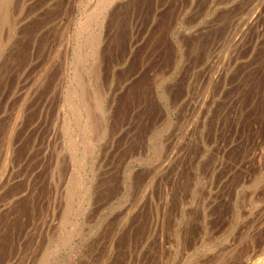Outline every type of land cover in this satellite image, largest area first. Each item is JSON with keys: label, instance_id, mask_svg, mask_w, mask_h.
Listing matches in <instances>:
<instances>
[{"label": "rangeland", "instance_id": "1", "mask_svg": "<svg viewBox=\"0 0 264 264\" xmlns=\"http://www.w3.org/2000/svg\"><path fill=\"white\" fill-rule=\"evenodd\" d=\"M0 13V264H264V0Z\"/></svg>", "mask_w": 264, "mask_h": 264}, {"label": "bare ground", "instance_id": "2", "mask_svg": "<svg viewBox=\"0 0 264 264\" xmlns=\"http://www.w3.org/2000/svg\"><path fill=\"white\" fill-rule=\"evenodd\" d=\"M112 1V0H111ZM100 2H102V1H100ZM106 2V1H105ZM13 4V3H12ZM100 4V3H99ZM106 4H107V2H106ZM108 5V4H107ZM100 6H102V4L100 5ZM97 7V6H96ZM256 7V6H255ZM11 8V7H10ZM9 8V9H10ZM101 8V7H100ZM103 8V7H102ZM4 10V9H3ZM2 11V10H1ZM102 11V10H101ZM108 11V10H107ZM2 13H4V12H2ZM102 13V12H101ZM255 13V12H254ZM254 13L252 12V14H251V16L253 15V17L251 18V19H249L247 22H246V24L245 25H250V24H253V21L256 19V16L258 15V13H255V15H254ZM1 14V13H0ZM108 15V14H107ZM250 16V17H251ZM10 18H11V16H9ZM102 18V17H101ZM245 18V17H244ZM9 20V19H8ZM95 20V19H94ZM101 20V19H100ZM102 21V20H101ZM243 21V20H242ZM259 21V20H258ZM255 22V21H254ZM96 23V22H95ZM102 23V22H101ZM101 23H100V25H101ZM239 23V22H238ZM255 24V23H254ZM67 25H69L68 23H67ZM71 25V24H70ZM256 25V24H255ZM1 26V25H0ZM102 26V25H101ZM242 26V25H241ZM68 27V26H67ZM244 27V26H243ZM102 28V27H101ZM104 28V27H103ZM248 28V27H247ZM257 28V27H256ZM68 29V28H67ZM64 30V29H63ZM237 30H240V29H237ZM243 31L245 30V29H242ZM68 31V30H67ZM241 31V30H240ZM246 31V30H245ZM60 32V31H59ZM98 32V31H97ZM242 32V31H241ZM63 33V32H62ZM236 34V33H235ZM238 34V33H237ZM236 34V35H237ZM246 34V33H245ZM245 34H243V35H245ZM248 34V33H247ZM263 34V33H262ZM96 35V34H95ZM94 35V36H95ZM98 35V34H97ZM100 36V37H99ZM99 38H101V36H102V34L100 35L99 34ZM242 36V35H241ZM235 37V36H234ZM239 37H240V35H239ZM243 37V36H242ZM92 38H94V37H92ZM91 38V39H92ZM99 38H97L96 37V40L97 39H99ZM244 38H245V36H244ZM240 40H242L241 38H239ZM87 40V39H86ZM93 41H94V39H92ZM100 40L101 39H99V41L97 40V42H100ZM91 41V40H90ZM89 42V41H88ZM97 42H95V45H96V43ZM235 42V41H234ZM238 42H241V41H239L238 40ZM233 43V42H232ZM235 43H237V41L235 42ZM66 44V43H65ZM86 45V44H85ZM235 46V45H234ZM237 46V45H236ZM87 47V46H86ZM99 47V46H98ZM88 48H90V46L88 47ZM98 49V48H97ZM252 49V48H251ZM250 51V50H249ZM235 53H237V52H235ZM248 53V52H247ZM92 54V53H91ZM221 54V53H220ZM226 54V53H225ZM250 54V53H249ZM248 54V55H249ZM59 55V54H58ZM223 56H225V55H223ZM227 56H228V54H227ZM226 56V57H227ZM234 56V55H233ZM87 58V57H86ZM220 58V57H219ZM248 58V57H247ZM51 59V58H50ZM102 59V58H101ZM218 59V58H217ZM217 59H216V62H217ZM264 59V58H263ZM219 61H220V59H218ZM224 60V59H223ZM255 60H256V58H255ZM222 61V60H221ZM220 61V62H221ZM231 61V60H230ZM220 62H219V64H220ZM48 65V64H47ZM89 65H91V64H89ZM101 65H103V64H101ZM221 65V64H220ZM227 65H229V64H227ZM253 66V65H252ZM48 67V66H47ZM96 69V68H95ZM98 69V68H97ZM94 70V69H93ZM264 72V71H263ZM95 73V72H94ZM221 73V72H220ZM253 74V73H252ZM223 75V74H222ZM82 77V76H81ZM220 77V76H219ZM51 79V78H50ZM92 79V78H91ZM220 79H222V78H220ZM261 79V78H260ZM94 80H95V78H94ZM219 81H221V80H219ZM62 82V81H61ZM46 83V82H45ZM86 84V83H85ZM213 85H215V84H213ZM79 97V96H78ZM209 97V96H208ZM81 99V98H80ZM25 100V99H24ZM82 100V99H81ZM21 105V104H20ZM90 106V105H89ZM199 106V105H198ZM201 107V106H200ZM195 108V107H194ZM21 109V108H20ZM79 111V110H78ZM82 112V111H81ZM21 113V112H20ZM202 113V112H201ZM169 115V114H168ZM22 116V115H21ZM195 116V115H194ZM93 117V116H92ZM198 117V116H197ZM18 118V117H17ZM194 118V117H193ZM109 120V119H108ZM17 121V120H16ZM24 121V120H23ZM100 122V121H99ZM194 122V121H193ZM13 124V123H12ZM27 124V123H26ZM97 124V123H96ZM105 125V124H104ZM22 126V125H21ZM20 126V127H21ZM97 126V125H96ZM98 126H99V124H98ZM97 126V127H98ZM195 126V125H194ZM190 127V126H189ZM189 127H186V128H189ZM190 128H192V127H190ZM10 129H11V127H10ZM13 129V128H12ZM85 129V128H84ZM96 129V128H95ZM10 131V130H9ZM190 131V130H189ZM10 133V132H9ZM185 133V132H184ZM16 136H18V135H16ZM104 136V135H103ZM53 137V136H52ZM18 138V137H17ZM58 139V138H57ZM17 141V140H16ZM8 144H9V142H8ZM54 144V143H53ZM11 147V146H10ZM52 147V146H51ZM10 150V149H9ZM46 151V150H45ZM55 151V150H54ZM9 153V152H8ZM39 153H40V151H39ZM173 153V152H172ZM15 155V154H14ZM170 155V154H169ZM9 157V156H8ZM38 158V157H37ZM170 158V157H169ZM259 158V157H258ZM168 159V158H167ZM3 160V159H2ZM10 160V159H9ZM4 161V160H3ZM16 161V160H15ZM14 161V162H15ZM29 161V160H28ZM9 162V161H8ZM2 163V162H1ZM10 163V162H9ZM24 163V162H23ZM40 163V162H39ZM38 163V164H39ZM218 164V163H217ZM161 165V164H160ZM161 167V166H160ZM254 167V166H253ZM246 168V167H245ZM248 168V167H247ZM2 169V168H1ZM7 169V168H6ZM170 169V168H169ZM4 170V169H3ZM14 170V169H13ZM166 170V169H165ZM244 172V171H243ZM4 173H5V170H4ZM7 173V172H6ZM5 173V174H6ZM14 173V172H13ZM1 174H3V173H1ZM10 174V173H9ZM15 174V173H14ZM6 177V176H5ZM4 177V178H5ZM1 178V177H0ZM13 178V177H12ZM2 179H3V177H2ZM151 179V178H150ZM2 181V180H1ZM10 181V180H9ZM161 181V180H160ZM2 183V182H1ZM12 183V182H11ZM158 184V183H157ZM149 185V184H148ZM147 187V186H146ZM30 188V187H29ZM2 190V189H1ZM35 190V189H34ZM146 190H147V188H146ZM74 192V191H73ZM142 193V192H141ZM147 193V192H146ZM148 193H149V190H148ZM154 194V193H153ZM18 199V198H17ZM139 200V199H138ZM144 200V199H143ZM139 202V201H138ZM13 203V202H12ZM137 203V202H136ZM140 204V203H139ZM141 205V204H140ZM86 208V207H85ZM5 209V208H4ZM131 211V210H130ZM130 211H129V213H130ZM262 211V210H261ZM127 214V213H126ZM125 218V217H124ZM48 222V221H47ZM50 223V222H49ZM131 223V222H130ZM263 223H264V221H263ZM257 225V224H256ZM259 226V225H258ZM261 226V225H260ZM263 226V225H262ZM50 228V227H49ZM261 228V227H260ZM263 228V227H262ZM252 229V228H251ZM120 232V231H119ZM253 249V248H252ZM264 249V248H263ZM33 250V249H32ZM260 251V250H259ZM255 253H256V251H255ZM255 253H254V255H255ZM258 253V252H257ZM109 256V255H108ZM250 256H252V255H250ZM258 257V256H257ZM107 258V257H106ZM253 258V257H252ZM105 260V259H104ZM258 260H259V258H258Z\"/></svg>", "mask_w": 264, "mask_h": 264}]
</instances>
